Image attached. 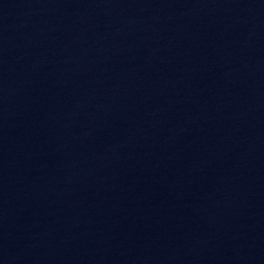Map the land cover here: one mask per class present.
<instances>
[{"label": "water", "instance_id": "obj_1", "mask_svg": "<svg viewBox=\"0 0 264 264\" xmlns=\"http://www.w3.org/2000/svg\"><path fill=\"white\" fill-rule=\"evenodd\" d=\"M0 264H264V0H0Z\"/></svg>", "mask_w": 264, "mask_h": 264}]
</instances>
